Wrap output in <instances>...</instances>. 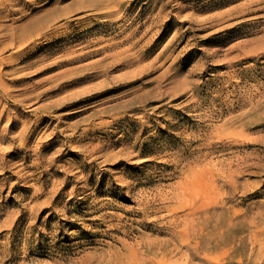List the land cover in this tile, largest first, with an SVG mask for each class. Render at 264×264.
<instances>
[{
    "label": "rangeland",
    "instance_id": "1",
    "mask_svg": "<svg viewBox=\"0 0 264 264\" xmlns=\"http://www.w3.org/2000/svg\"><path fill=\"white\" fill-rule=\"evenodd\" d=\"M0 264H264V0H0Z\"/></svg>",
    "mask_w": 264,
    "mask_h": 264
}]
</instances>
